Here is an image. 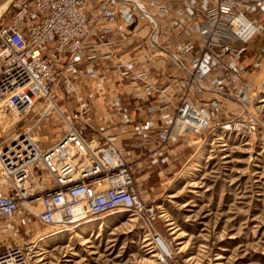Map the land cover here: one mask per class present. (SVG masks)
I'll return each mask as SVG.
<instances>
[{
  "label": "rangeland",
  "instance_id": "374dc122",
  "mask_svg": "<svg viewBox=\"0 0 264 264\" xmlns=\"http://www.w3.org/2000/svg\"><path fill=\"white\" fill-rule=\"evenodd\" d=\"M195 1L194 4L198 5L199 2ZM199 1V11L192 13L188 11L193 0H170L167 13L156 10L153 2H144L147 6L143 11L146 18L140 19V32L125 35L126 30L123 29V33H114L119 42L125 39L123 35L130 41L131 38H140L144 42L151 33L146 36L142 34H146L145 28L149 27L152 32H159L161 40L174 47V51L183 52L179 61H162L166 64L152 58L157 54L154 53L152 57L149 54V61L143 63L148 62L151 66L135 74L133 80L139 85L134 89L137 99L165 94L164 89L153 80L157 71L168 83L172 84L173 79H177L174 81H177L180 91L176 100L164 98L167 101L165 107L172 110L166 114L168 122L157 124L152 134L155 146L148 148L142 156H137L135 161L128 158L134 164L142 199L154 206L156 211L154 219L151 215L148 217L151 224L146 219H138L133 212L113 211L78 228L84 236L91 234L90 231L96 232L90 237L91 243L84 245L80 238L71 237L73 235L68 237V232L43 225L37 217L41 211L39 200L28 202L25 199L13 227H1L0 246L36 244L39 254L32 264H158L160 257L157 254L166 256L171 252L177 255L180 264H264V10L261 3L257 5V0L247 2L244 11L248 19L258 25L257 33L245 47L241 40L233 41L234 55L224 54L219 67L214 65L213 76L210 74L205 80L207 86L194 84L192 87L190 77L195 72L197 56L203 52L211 53L206 44L201 43L199 49L200 34L204 41L221 39L222 42L226 37H232L234 33L229 21L241 11L238 1L218 0L223 3L233 1L234 11L227 15L215 10L219 8V2ZM123 4L133 11V3L119 4L116 24L121 21L120 6ZM151 7L156 8L152 10ZM186 31L193 36L181 45L173 46ZM92 40H96V37L92 36ZM256 42L259 44L258 53ZM182 60H186V65L181 71ZM232 62L237 68L235 73L226 66ZM133 66L128 68L134 69ZM218 80L228 90L215 96L210 93H214L212 86ZM240 88H246V92L249 90V96L245 93L249 99L247 111L258 119H240L244 115L243 108L237 104L238 95L232 93ZM231 94L233 97H229ZM122 95H114L111 106L114 112L125 114L128 103ZM76 98L75 95L67 98L65 94H57L55 101L69 119L71 117L68 116L74 111L82 112L84 108V120L80 124L86 125L84 121L88 115L92 116L88 100L78 101ZM118 99L121 102L116 106L114 103ZM72 100L75 107L64 109L62 105ZM185 101H191L210 116L209 128L191 132L189 127H185L186 124H177ZM43 102V99L40 100L38 107L21 121L0 120V148L9 139L13 140L18 132L31 126L33 134L41 138L44 147H50L61 139L66 130L64 118L57 111L47 117L41 116L47 108ZM124 119L127 122L130 117L125 115ZM228 122L250 123L253 129L248 132H225L221 126ZM149 126L147 123L144 128ZM164 128L174 133L165 143L159 140V133ZM182 128L186 131H182ZM41 174L34 173L29 183L34 192L42 190L48 183V178ZM37 180L43 185L35 188ZM3 182L0 179V191L8 193L10 187L4 186ZM38 195L34 193L29 198L32 200ZM4 223V220L0 221V225ZM160 237L164 243L158 239Z\"/></svg>",
  "mask_w": 264,
  "mask_h": 264
},
{
  "label": "built area",
  "instance_id": "2783aa9c",
  "mask_svg": "<svg viewBox=\"0 0 264 264\" xmlns=\"http://www.w3.org/2000/svg\"><path fill=\"white\" fill-rule=\"evenodd\" d=\"M95 1L100 4L92 12L90 6ZM147 1L157 6L151 7L152 10L156 8L167 13L170 9V0H11L3 15H0L1 122L9 119L21 121L43 99L47 108L41 116L47 117L57 111L66 124L61 139L50 147H44L41 138L33 134V126L18 132L13 140L9 139L1 146L0 178L3 174V179L8 183L2 184L9 186L10 190L8 193L0 191V221H5L4 225H0V231L2 226L13 227V221L24 206L25 199L28 202L39 200L41 211L37 217L43 225L53 228L73 230L117 210L133 212L138 219H146L150 224L149 215L152 219L156 217L154 206L143 201L135 178L134 164L122 149L112 141L103 142L98 137L87 138L79 129L80 122L84 120V108L82 112L74 111L68 116L71 117L69 119L55 101L57 94H65L67 98L75 95L78 101L82 99V90L75 82L79 75L77 66L82 63V55L89 42L109 49L119 42L112 28L118 22L119 4H134L133 11H129L125 17L124 27H119V33L125 29V35L136 34L140 19L146 18L143 11L147 7L144 2ZM233 1L240 2L241 9L240 14H234L229 21L233 36L226 37L222 42L221 39L204 41L202 34L199 36V49L202 43L211 51L199 54L194 62V74L202 78L211 73L213 75L214 65L222 63L224 54L234 55L233 41L241 40L245 47L258 31V25L251 20L246 27L247 30L251 27L249 35L234 30V17L248 19L244 7L250 1ZM233 1L223 3L214 0L215 4H220L215 10H219L220 14H230L234 11ZM195 2L193 0V4L190 3V10H184H189L188 13L199 11L200 5H195ZM259 3L264 10V0H257V5ZM241 24L244 26L243 20ZM92 36L96 40H92ZM233 62L226 66L235 73L237 68ZM84 74L87 79L96 78L99 75L98 67L87 69ZM212 90L223 94L228 89L218 80ZM243 94V99L249 101L248 96ZM229 97H233V94ZM52 101L54 105H51ZM117 101L114 104L119 106L121 101ZM189 103H183L177 124H186L185 127H189L191 132L209 128L210 116L195 106L193 109L198 110L206 119H196L201 125L199 129L189 126L194 125V121L184 119L185 109H192ZM242 113L244 115L240 119H258L252 116L255 114L246 111L245 106ZM232 123H225L221 127L231 132H248L253 129L250 123ZM171 134L169 128H164L159 133V140L165 143L174 135ZM43 168L48 174H45ZM40 172L48 178V183L42 190L34 192L29 183L34 173ZM35 183V188L43 185L40 180ZM34 193L39 195L31 200L29 196ZM37 253L34 243L14 246L4 244L0 246V264H32ZM159 260L158 264H180L177 255L172 252Z\"/></svg>",
  "mask_w": 264,
  "mask_h": 264
},
{
  "label": "crops",
  "instance_id": "0c3cea01",
  "mask_svg": "<svg viewBox=\"0 0 264 264\" xmlns=\"http://www.w3.org/2000/svg\"><path fill=\"white\" fill-rule=\"evenodd\" d=\"M99 4L100 2L95 1V4L90 6V11H95ZM128 7L130 6L126 4L120 6L119 19L121 21H119V25L122 24L121 22L124 21L127 13L130 11ZM168 21L170 23V20ZM118 24L113 25V32H118L119 27H124L125 25L124 22L121 26H118ZM167 27L170 29L169 25ZM140 28V25L136 27L137 32ZM145 29L146 34L144 32L142 35L146 36L147 34H151L147 37L148 40L145 39L144 42L140 38H131L132 41L130 39H127V41L125 38L120 40L111 49L101 44L97 45L94 42H89L84 49L82 63L77 66L79 75L75 80L79 89L82 90L81 100H88L89 111L92 115L91 117L88 115L85 121L86 125L79 126L80 131L88 138L98 137L103 142L112 141L116 143L128 158L134 161L137 159V156H142L148 148L155 146V138L152 134L155 132L157 124L168 122V119H165V117L167 112L170 114L172 109L165 107L167 101L164 98L167 100H171L172 98L176 100L178 96L177 92L180 93L177 89L178 83L174 81L177 79H173L172 84L168 83L163 79L159 71L155 70L157 72H154L153 80L162 87L161 89H164L165 94L160 97L151 95L144 99L136 98L134 89L139 85L138 83H133L134 75L151 66L148 62L143 63L144 61H149V57L154 53L157 56L153 55L151 57L162 64L169 59L179 61L183 57V52L178 53L174 51V47H170L169 43L164 39L161 40L159 32H152L149 27ZM189 33L186 31L172 45L176 47L181 45L182 42L184 43L185 40L190 39L193 35H189ZM255 48L257 49L256 53H258L259 44L257 42L255 43ZM132 65H134V69L128 68V66ZM185 65L186 60H182V63H180L181 71L185 69ZM94 67H98L99 75L93 79H86L84 74L85 70ZM217 67H219V64H217ZM179 81L184 82L182 80ZM237 93H248L249 96V90L246 92V88L244 90H237ZM119 94H123L122 96L128 103L125 114L116 113L112 110L111 99L114 95ZM60 101H62L61 98ZM73 101L62 106L64 109L73 108L75 107ZM125 115L130 117L127 122L124 119ZM147 123L148 126L150 123V126L145 129L144 127ZM87 125H90L93 129H88L90 126L87 127Z\"/></svg>",
  "mask_w": 264,
  "mask_h": 264
},
{
  "label": "bare ground",
  "instance_id": "6f19581e",
  "mask_svg": "<svg viewBox=\"0 0 264 264\" xmlns=\"http://www.w3.org/2000/svg\"><path fill=\"white\" fill-rule=\"evenodd\" d=\"M10 1L11 0H2L1 2H0V15H3V12H5V10L8 8V6H9V3H10ZM255 15V14H254ZM240 20H241V22H242V20L244 21V26L241 24V22H240ZM233 28H234V30L237 32V33H243L244 35H249V33H250V29H251V27L250 28H248V30H247V28L246 27H248V24L249 23H251V21H250V19H245V17H241V16H239V17H234L233 18ZM212 74V73H211ZM210 75V74H209ZM206 78H208V75L207 76H205V77H201V76H199V74H194V76L192 75V77H190V80H191V86H193L194 84L195 85H206L207 86V84H206V82H205V80H206ZM198 82V83H197ZM241 89V88H240ZM232 93L233 94H235V95H238V97H237V100H239V102L237 103V104H239L242 108L245 106L246 107V111H247V107H248V101H245L244 99H243V95H241V94H239V93H237V90H233L232 91ZM211 94H213V95H217V94H219V93H216V92H214V93H211ZM190 103H189V106H191L192 107V109H185V111H184V119H187V121L188 122H191V121H194V125L193 124H191V125H189L190 127H192V128H195V129H199L200 127H201V125L198 123V121H201V120H203V119H206L204 116H202L200 113H199V111L198 110H195V109H193V107H194V105H193V103L191 102V101H189ZM54 102L52 101V104L51 105H54L53 104ZM247 103V104H246ZM58 106V105H57ZM242 111H243V109H242ZM194 119V120H193ZM196 119L198 120V121H196ZM197 123H198V125H197ZM225 132H231V131H226L225 130ZM43 171L45 172V174H48V171L45 169V168H43ZM46 171H47V173H46ZM40 176H38V178H39ZM2 181H4V183H8V181L4 178L3 179V174H2V178H0ZM32 181V180H31ZM28 187V186H27ZM118 217V216H117ZM92 221V220H91ZM88 222H90V221H88ZM88 222H86V223H88ZM104 224V223H103ZM103 224H102V226H101V228L103 227ZM100 228V229H101ZM103 229V228H102ZM56 231H60V232H68V237H70L71 235H73V236H71V237H78V238H80L82 241H83V243L82 244H84V245H87V244H89V243H91V241H92V239L90 238V237H92L96 232H92V231H90L89 233H91V234H88V235H83V233L82 232H79L78 231V228H76V229H73V230H71V229H63V228H56L55 229ZM70 231V232H69ZM63 237V236H62ZM85 239H87V240H85ZM160 241H162L163 243L165 242L164 240H163V238L162 237H160V238H158ZM149 240V239H148ZM166 247V246H165ZM167 248V247H166ZM41 249V251L43 250V248L41 247L40 248ZM163 253L165 252L164 250H161ZM43 252H45V251H43ZM39 254V253H38ZM157 255H159V257H162V254L161 253H159V254H157ZM36 256H37V254H36ZM160 259V258H159Z\"/></svg>",
  "mask_w": 264,
  "mask_h": 264
}]
</instances>
